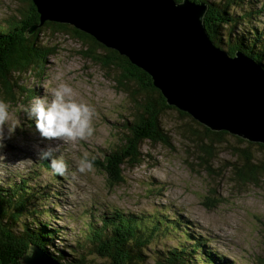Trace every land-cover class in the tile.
<instances>
[{
  "label": "rangeland",
  "instance_id": "374dc122",
  "mask_svg": "<svg viewBox=\"0 0 264 264\" xmlns=\"http://www.w3.org/2000/svg\"><path fill=\"white\" fill-rule=\"evenodd\" d=\"M240 4L232 7L238 16L245 15L238 23L232 22L238 26L236 31L257 27L264 35V0H240ZM27 8L26 0H0V24ZM262 39L264 45V36ZM41 40L42 45L36 49L45 53L54 48L55 53L47 55L44 67L35 66L32 74L15 73L31 91L18 103L7 102L10 119L0 125V137H9L0 141V186L8 180L36 176L30 183H39L40 189H35V193L46 198L34 205H45L40 212L52 208L43 214L45 221L64 228V239L59 241L60 237L55 236L53 246L59 249L61 243L79 245L80 250L86 243L85 224L91 220L90 212L96 210L120 208L144 217L155 216L162 210L164 221V216L168 220L175 218L179 226L162 238H151V247L145 249L146 264H159V250L175 246L192 249L198 239L209 250L224 256L227 264H264V172L249 179L237 175V168L245 164L243 150L239 149H246L253 157L251 163L257 164L264 161V147L227 133L215 142V154L207 157L199 140L204 128L169 109L161 116L160 124L171 137L172 145L146 139L140 148V162L123 165L121 183L111 186L106 173L94 165L91 170L80 172L78 166L84 154L93 164V158L103 160L104 152L123 142L125 124L136 113L134 95L140 101L148 95L144 92L142 96L134 82L119 86L121 70L114 66L104 68L97 58L85 54L87 48L71 35L45 30ZM222 48L228 50L226 45ZM91 50L92 56L94 52L106 53L100 47ZM257 63L264 68V63ZM60 83L69 84L74 98L94 108L91 136L51 141L39 137L34 120L28 118L25 109L34 97L50 98L51 89ZM12 119L18 123L12 132H7ZM205 138L202 142L209 140ZM46 145L55 147L53 155L67 163L60 179L52 178V170L37 167L42 160L39 150ZM38 168L39 176L30 171ZM28 248L22 256L29 254ZM187 256L194 259L193 264H200L201 254ZM94 261L97 264L102 260Z\"/></svg>",
  "mask_w": 264,
  "mask_h": 264
},
{
  "label": "trees",
  "instance_id": "16d2710c",
  "mask_svg": "<svg viewBox=\"0 0 264 264\" xmlns=\"http://www.w3.org/2000/svg\"><path fill=\"white\" fill-rule=\"evenodd\" d=\"M26 1L27 10L18 11L16 15L7 19L5 23L7 25L0 24V93L6 102L18 103L31 91L26 85L20 83L21 77L15 73L32 74L35 66H43V63L47 61V55L55 53L54 48H49V51L45 53L36 49L42 45L41 39L45 30L66 33L78 39L89 50L88 52L86 49L85 54L97 58L104 68L114 66L121 70L117 78L119 86L134 82L142 92V96L144 92L148 95L143 96V101L134 95L136 113L132 121L125 124L123 142L113 147L108 153L104 152L103 160L93 159V165L106 173L111 186L124 180L123 165L140 162L143 157L140 148L147 141L146 139L172 145L171 137L160 124L161 116L167 110L175 109L181 116H188L192 121L200 124L188 113L167 104L161 90L154 86L149 73L132 64L126 56L119 54L116 50L104 46L90 34L67 23L46 21L35 33L28 35V28L39 22V13L32 0ZM195 1L208 3L204 23L207 32L217 45L222 47L226 45L232 55L240 49L257 62L264 63L263 33L260 34L257 27L253 30H243L240 27L242 30L237 32L238 26L232 25V22L236 24L245 18L244 14L238 16L235 11H232V7L241 6L240 0ZM92 47H100L106 53L94 52L92 56ZM200 125L204 128L202 135L199 136L200 148L207 157L213 156L215 142H220L222 135L228 132H214ZM202 137L209 140L202 142ZM259 145L264 147L263 143ZM239 151H242L245 158V164L237 168L240 179L257 178L256 175L259 172H264V161L253 164L251 163L253 157L246 149H239ZM43 166L51 170L47 158L40 160L37 167L43 168ZM39 168L30 171L39 176L41 174ZM52 173L54 180L60 179L59 174L53 171ZM35 177L24 176L20 181L8 180L4 186H0V264H23L20 257L24 249L30 245L43 248L63 264H96L95 259L102 260L97 264H146L148 255L145 249L151 247V238L157 236L151 235L155 228L151 226L150 221L159 225L167 223L172 225L175 231V227L179 226L177 219L173 218L169 221L164 216L165 222L163 215L160 218L157 215L144 217L120 208H104L102 212L98 210L90 212L91 220L85 224L88 228L86 243L83 246L80 245V250H78L79 245L70 246L65 243H61L62 247L57 249L52 241L55 236L60 237L59 241L64 239V228L58 225L53 227L52 223L45 221L43 214L49 213L52 208L43 209V212H40L45 205H34L35 202L39 203L46 198L35 193V189H40L39 183H30L31 178ZM172 228L169 227V229ZM86 253L98 256L87 257ZM158 253H161V256L157 258L159 264H193L194 259L187 254L196 256L198 253L205 259L199 256L202 260L201 264H227L224 256L209 250L206 243L199 239L193 243L192 249L186 246H175L164 251L159 250Z\"/></svg>",
  "mask_w": 264,
  "mask_h": 264
},
{
  "label": "water",
  "instance_id": "95a60500",
  "mask_svg": "<svg viewBox=\"0 0 264 264\" xmlns=\"http://www.w3.org/2000/svg\"><path fill=\"white\" fill-rule=\"evenodd\" d=\"M39 22L69 23L149 73L167 104L211 131L264 144V68L233 55L206 30L208 3L195 0H32ZM23 264H61L35 245ZM205 260V259H204Z\"/></svg>",
  "mask_w": 264,
  "mask_h": 264
},
{
  "label": "clouds",
  "instance_id": "9594fccd",
  "mask_svg": "<svg viewBox=\"0 0 264 264\" xmlns=\"http://www.w3.org/2000/svg\"><path fill=\"white\" fill-rule=\"evenodd\" d=\"M29 119L34 120L35 130L43 140L56 139H83L91 136L93 128L91 118L94 108L82 100L74 98L73 89L67 83H60L51 89V97H34L31 104L25 109ZM10 119L9 104L0 99V125H4ZM18 121L12 119L7 127V132H12ZM9 137H0V141ZM55 147L46 145L39 150L42 159L47 158L52 171L63 176L67 170L64 159L55 157ZM94 159V158H93ZM92 160L84 154L80 160L78 170L84 172L91 170Z\"/></svg>",
  "mask_w": 264,
  "mask_h": 264
},
{
  "label": "bare ground",
  "instance_id": "6f19581e",
  "mask_svg": "<svg viewBox=\"0 0 264 264\" xmlns=\"http://www.w3.org/2000/svg\"><path fill=\"white\" fill-rule=\"evenodd\" d=\"M59 149V148H58ZM84 149V148H83ZM58 151V150H57ZM63 153V152H62ZM55 154V153H54ZM65 157V156H64ZM6 164V163H5ZM70 166V165H69ZM52 170V169H51ZM164 214V212L161 210V211H157V216L158 218H160L162 215ZM166 222V221H165ZM150 224L153 228H155L153 231V234L157 235V236H161L164 237L168 232H170L171 230L169 229V227L172 228V225H168L167 223H164L163 225H159V224H154L152 221H150ZM38 247V246H37ZM42 250H44L43 248L41 247H38ZM222 249V248H221ZM45 251V250H44ZM230 253V252H229ZM49 255H51L50 253H48ZM198 255V254H197ZM53 257H55L54 255H51ZM231 256V255H230ZM199 263L201 264L200 260L198 259Z\"/></svg>",
  "mask_w": 264,
  "mask_h": 264
}]
</instances>
